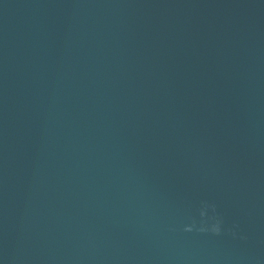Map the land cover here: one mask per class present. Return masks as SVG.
<instances>
[{"label": "water", "instance_id": "water-1", "mask_svg": "<svg viewBox=\"0 0 264 264\" xmlns=\"http://www.w3.org/2000/svg\"><path fill=\"white\" fill-rule=\"evenodd\" d=\"M0 264H264V0H0Z\"/></svg>", "mask_w": 264, "mask_h": 264}, {"label": "clouds", "instance_id": "clouds-1", "mask_svg": "<svg viewBox=\"0 0 264 264\" xmlns=\"http://www.w3.org/2000/svg\"><path fill=\"white\" fill-rule=\"evenodd\" d=\"M208 209L212 210V215H208ZM201 216L204 218L201 221V226L194 230H186L183 227V232L185 233H202L211 234L213 236H223L225 234H231L232 236H237L236 231L237 226L233 225L231 227L225 228V220L223 214L217 211V205L208 201H203L201 206ZM241 239H246V237L241 236Z\"/></svg>", "mask_w": 264, "mask_h": 264}]
</instances>
